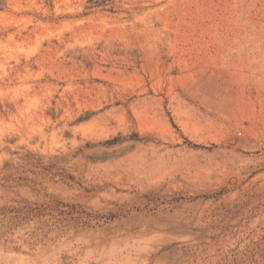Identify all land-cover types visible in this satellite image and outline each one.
<instances>
[{
  "label": "rangeland",
  "instance_id": "rangeland-1",
  "mask_svg": "<svg viewBox=\"0 0 264 264\" xmlns=\"http://www.w3.org/2000/svg\"><path fill=\"white\" fill-rule=\"evenodd\" d=\"M0 264H264V0H0Z\"/></svg>",
  "mask_w": 264,
  "mask_h": 264
}]
</instances>
